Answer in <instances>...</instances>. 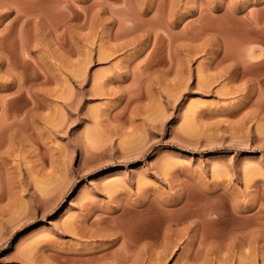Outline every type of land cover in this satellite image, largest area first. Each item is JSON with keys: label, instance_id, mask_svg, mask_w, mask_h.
Wrapping results in <instances>:
<instances>
[{"label": "rangeland", "instance_id": "374dc122", "mask_svg": "<svg viewBox=\"0 0 264 264\" xmlns=\"http://www.w3.org/2000/svg\"><path fill=\"white\" fill-rule=\"evenodd\" d=\"M0 264H264V0H0Z\"/></svg>", "mask_w": 264, "mask_h": 264}]
</instances>
